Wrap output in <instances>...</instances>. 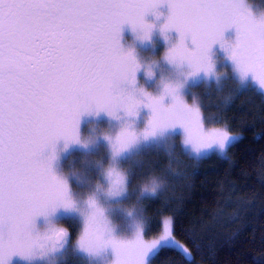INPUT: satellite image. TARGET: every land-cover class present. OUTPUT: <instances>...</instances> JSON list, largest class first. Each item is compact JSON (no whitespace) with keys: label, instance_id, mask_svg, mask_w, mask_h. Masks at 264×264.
<instances>
[{"label":"snow or ice","instance_id":"snow-or-ice-1","mask_svg":"<svg viewBox=\"0 0 264 264\" xmlns=\"http://www.w3.org/2000/svg\"><path fill=\"white\" fill-rule=\"evenodd\" d=\"M126 28L142 42L159 28L169 45L164 59L186 69L183 80L162 82L158 94L137 87L144 66L136 49L123 43ZM230 30L234 39L226 38ZM217 45L241 83L264 91V13L246 0H0V264L14 258L35 264L62 251L69 230L52 227L61 211L81 217L74 243L89 257L111 250L110 264H152L153 256L172 249L194 264L198 244L187 235L192 247L181 243L170 220L159 238H146L139 222L130 236L118 234L108 202L120 201L130 180L116 161L141 144L179 130L183 146L197 156L230 148L231 130L209 126L202 107L182 91L189 80L216 73ZM145 75L154 77L150 69ZM143 109L149 115L137 127ZM101 114L122 123L102 136L110 162L101 172L103 184L82 202L55 163L61 150L87 148L101 138L84 141L81 131L85 117ZM144 191L156 195L157 186Z\"/></svg>","mask_w":264,"mask_h":264},{"label":"trees","instance_id":"trees-1","mask_svg":"<svg viewBox=\"0 0 264 264\" xmlns=\"http://www.w3.org/2000/svg\"><path fill=\"white\" fill-rule=\"evenodd\" d=\"M222 72V69H221ZM209 126H223L242 138L230 146L225 157L210 155L194 159L177 151L167 154L148 147L137 154L136 164L126 160L129 189L142 191L147 238L162 231L171 218L177 239L191 236L198 247L194 264H264V95L253 85L241 86L228 70L223 79L194 87ZM100 155L107 156L98 146ZM105 154V155H104ZM81 166L91 164L81 162ZM81 174V173H80ZM156 182V196H144V187ZM71 238L80 229L76 220L65 223ZM58 264H91L71 254ZM152 264H192L172 249L161 250Z\"/></svg>","mask_w":264,"mask_h":264},{"label":"rangeland","instance_id":"rangeland-1","mask_svg":"<svg viewBox=\"0 0 264 264\" xmlns=\"http://www.w3.org/2000/svg\"><path fill=\"white\" fill-rule=\"evenodd\" d=\"M246 3L249 5V7L252 10H254L256 14L264 13V0H246ZM161 11L166 13L167 8L164 7L161 9ZM148 19L154 21L158 25L164 22L163 17H161L159 21H157L153 16H149ZM170 36L172 37V42H175V40L178 38L175 32L170 33ZM234 37H235L234 30H230L229 32L226 33L227 39H234ZM123 43L126 47H133L136 49L138 57L144 66V69H142L139 73L140 84H138L137 87L142 85L145 86L149 91L158 94L162 90V82L183 80L182 72L185 71L186 69L177 68L176 66L169 64L164 59V51L169 45L163 39L159 31V28H157L154 31L151 41L148 42L140 41L139 39L136 38V36L131 32L130 29L126 28L124 31ZM213 53H214L213 59L216 61V65H217L216 73L210 79L205 78L202 75L200 78L189 80L185 88L182 90L186 98L189 101L196 103L197 105H199L198 98L201 92L200 89L194 90V87L201 84H211L213 82L220 81L223 79L224 74L226 76L228 70H231L233 68L231 61L227 58V54L220 48L219 45H217L213 49ZM149 69L154 73V77L152 78H147L145 75V71ZM232 74L238 80L241 86L246 87L249 85H253L264 95V91H261V89H259L258 86L253 84L251 81L241 83L238 76L235 74L233 70H232ZM169 102L170 100H166V103ZM148 115L149 112L147 109H143L141 111L140 117L136 121L137 127L144 126V124L146 123V117H148ZM121 123L122 121L110 120L104 114H101L99 117H94V116L85 117L81 125L83 140L89 141V140H94L97 137H101V138L95 144L89 145V147L87 148L79 145H74L71 148H69L67 151H63V150L60 151L59 159L55 163L56 170L68 176H71L73 172H80L81 175L85 177L87 180L86 186L84 188H81L79 186H76L74 180L70 177L76 198L78 200L83 202L96 189V185L98 182L103 184V180L101 178V172L102 169L106 167L107 164L110 162L111 153L107 147V143L102 139V136L113 134L115 131L118 130ZM91 132L93 134H90ZM175 135L176 136H169L163 139L153 140L141 144L137 149H134L131 153H128L126 157L122 159H118L116 163L122 169V162L128 156L131 157L132 155H135L136 157L132 156L126 161L127 162L129 161L132 164H136L138 159L137 154H139L141 151L145 150L148 147H159L166 154L168 152L174 153V157L178 155L177 151L181 150L180 152H183L184 154H187L191 158L197 160L208 157L210 155L225 157L227 154V152H221L219 150H211L207 153H203L200 156H197L194 153H192L189 149L183 146L182 137H179L180 135L179 130H177ZM235 137L236 139L233 141L232 145L238 142L242 138L241 135H235ZM98 146H102V149L107 156V162L105 164H102V162L105 161L104 158L106 157L100 155ZM59 148L63 149V144H61ZM81 162H84L86 164H91V166L89 167L81 166V167H85L81 172L80 169ZM153 186H157V192H158L159 187L156 182H154L153 185L150 186V188ZM148 193L149 192H146L144 196L153 197L157 195V194L150 195ZM142 194H143L142 191L139 192L133 190L131 191L129 189V184H128L127 193L124 197L121 198L120 201L113 200L108 202L109 204H111L110 218L113 221L114 227L117 228L118 234H127L130 236L134 230L135 224L138 222L141 223L144 228L145 206L143 207L141 205L143 199ZM119 202H121V206H115ZM128 212H131L132 216H128L127 215ZM52 219H53L52 227H66L65 223H67L68 220H76L80 226L78 233L81 230L82 219L79 216V214L76 213L67 214L61 211L58 215H56ZM166 220H170L172 222L171 218H165L163 220L162 231L160 235L163 233L164 222ZM39 223H40V227H44L43 219H41ZM159 236L155 238H159ZM75 238L74 239L71 238L69 234V242L65 245L62 251L58 252L54 256L47 257L44 260L36 261L35 264H58L59 262H61V260L67 259L71 254L73 255L76 254L78 256L88 258L91 264H110L111 260L114 258L111 250H109L106 254L100 257H89L81 253L75 247V243H74ZM187 259L190 260V258ZM12 264H25V262L20 260L19 258H14Z\"/></svg>","mask_w":264,"mask_h":264},{"label":"clouds","instance_id":"clouds-1","mask_svg":"<svg viewBox=\"0 0 264 264\" xmlns=\"http://www.w3.org/2000/svg\"><path fill=\"white\" fill-rule=\"evenodd\" d=\"M90 134H93V133L91 132ZM69 177H71L74 180L76 186H79L81 188H84L86 186V184H87L86 178L83 177L80 174V172H73V174L71 176H69ZM148 194L154 195V194H152L150 192Z\"/></svg>","mask_w":264,"mask_h":264}]
</instances>
